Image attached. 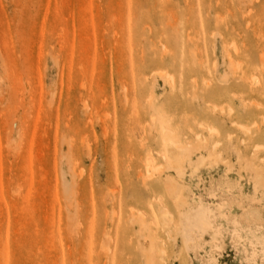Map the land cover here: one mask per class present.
<instances>
[{
  "label": "rangeland",
  "instance_id": "obj_1",
  "mask_svg": "<svg viewBox=\"0 0 264 264\" xmlns=\"http://www.w3.org/2000/svg\"><path fill=\"white\" fill-rule=\"evenodd\" d=\"M117 263L264 264V0H0V264Z\"/></svg>",
  "mask_w": 264,
  "mask_h": 264
},
{
  "label": "bare ground",
  "instance_id": "obj_2",
  "mask_svg": "<svg viewBox=\"0 0 264 264\" xmlns=\"http://www.w3.org/2000/svg\"><path fill=\"white\" fill-rule=\"evenodd\" d=\"M255 83V82H254ZM229 111H231V109H229ZM161 132L163 134H165V129L163 127H161ZM162 145H163V154H162V160L164 161H167V162H170L171 164L177 166V167H181L182 165V162H183V159L185 158L186 156V153H187V149H188V146L185 145V144H181L179 143L178 141H176L174 138L172 137H169V136H164L162 138ZM216 145H214L215 147ZM212 152V150H211ZM213 157V156H211ZM146 167H151V161L148 160V162L146 161ZM163 215H166L167 212L166 211H162L161 212ZM25 218V216H23ZM196 219H197V223L200 224L202 227L206 226L207 225V220L206 218L203 216V211H197L196 213ZM23 218V219H24ZM89 244L87 246V261L91 262V259H92V256H91V243L90 241H88ZM117 243V240L115 242V246L117 247L116 245ZM146 246V249H147V245ZM114 247V249L116 248ZM61 251V250H60ZM116 250H114L113 252H115ZM116 253V252H115ZM159 253H163V251L160 249L159 250ZM117 255V254H116ZM112 262V261H111ZM117 262V261H116ZM118 264V263H117Z\"/></svg>",
  "mask_w": 264,
  "mask_h": 264
}]
</instances>
